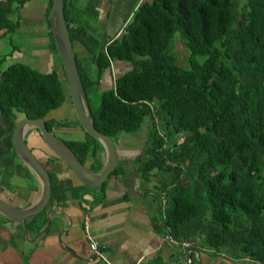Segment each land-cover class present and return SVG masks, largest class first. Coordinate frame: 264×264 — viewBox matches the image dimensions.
<instances>
[{
  "label": "trees",
  "instance_id": "16d2710c",
  "mask_svg": "<svg viewBox=\"0 0 264 264\" xmlns=\"http://www.w3.org/2000/svg\"><path fill=\"white\" fill-rule=\"evenodd\" d=\"M26 1L0 0V30L14 31L8 15ZM76 1L63 0V14L72 48L78 44L87 54L81 58L73 48L93 126L114 143L122 132L148 127L135 163L152 205V228L173 243L192 242L189 256L209 250L264 264V0L241 7L237 0L142 1L104 48ZM175 32L189 53L185 66L170 52ZM50 49L57 54L51 32ZM112 61L128 68L100 89ZM61 73L9 64L0 81V113L43 119L50 131L75 127L47 117L64 102ZM82 133L61 140L97 172L102 147ZM121 171L115 165L107 178ZM108 179L85 186L102 195ZM52 202L26 221L30 235L45 225ZM23 234L18 223L11 237Z\"/></svg>",
  "mask_w": 264,
  "mask_h": 264
},
{
  "label": "crops",
  "instance_id": "0c3cea01",
  "mask_svg": "<svg viewBox=\"0 0 264 264\" xmlns=\"http://www.w3.org/2000/svg\"><path fill=\"white\" fill-rule=\"evenodd\" d=\"M142 1L149 0H77L76 5L91 17L90 30L104 48L106 43L119 36L133 10ZM50 6L51 0H27L16 12L12 19L17 24L13 32L27 34V37H33V42L24 48L11 47L8 51L7 46L4 48L5 41L1 42L0 51H5L0 52V61L7 58L10 62L0 66V81L2 71L17 62L40 73L56 70L62 78L59 58L50 49ZM5 33L0 30V38ZM73 48L80 54L79 57L87 56L78 44ZM127 68L128 65L123 62L112 61L110 72L101 76L99 88L110 86L113 78ZM62 85L63 90L65 88L64 102L47 117L69 122L75 127L53 128L52 131L60 139L66 133H82L73 117L66 81ZM17 113L9 116L0 113V199L22 208L39 198L40 184L13 150L12 131L23 116L17 119ZM24 140L33 156L54 177L49 196L53 202L48 210L59 211L64 216L50 213L46 230L34 240L38 232L34 236L29 234L27 240L24 234L23 238L11 237L17 231L19 222L0 215V264H106L94 258L83 238V215L88 216L89 230L98 248L104 252L107 264H155L154 259H158L159 264H183L187 261V253L180 243H173L151 226L152 205L135 163V156L142 151L140 147L132 148L127 143L128 139H118L115 144L116 165L122 171L107 180L101 195V191L82 184L68 166L53 155L34 129L25 132ZM97 157L102 166L103 151ZM91 163L86 161L84 164L90 168ZM193 254L197 260L195 264H254L248 258L229 260L213 255L209 250Z\"/></svg>",
  "mask_w": 264,
  "mask_h": 264
},
{
  "label": "water",
  "instance_id": "95a60500",
  "mask_svg": "<svg viewBox=\"0 0 264 264\" xmlns=\"http://www.w3.org/2000/svg\"><path fill=\"white\" fill-rule=\"evenodd\" d=\"M50 32L57 56L59 58L68 95L71 101L72 109L77 123L82 131L94 138L102 147L104 153V162L101 168L94 172L85 164L81 163L71 149L54 132L47 130L43 119L22 118L19 120L12 131V146L15 155L29 168L40 184L39 198L26 207H16L0 199V215L5 219L17 221L20 223L25 238L29 239L26 221L34 218L43 211L49 201L50 179L49 175L40 162L33 156V153L25 144L24 135L28 129H34L41 137L47 148L79 178L78 180L87 186L100 187L116 165L115 143L109 136L98 133L91 121L89 107L85 98L80 76L75 63L74 51L69 39L67 26L63 14V0H51L49 11ZM50 213H57L64 216L63 213L56 210L46 211V222L43 228L34 236L38 238L49 224Z\"/></svg>",
  "mask_w": 264,
  "mask_h": 264
},
{
  "label": "rangeland",
  "instance_id": "374dc122",
  "mask_svg": "<svg viewBox=\"0 0 264 264\" xmlns=\"http://www.w3.org/2000/svg\"><path fill=\"white\" fill-rule=\"evenodd\" d=\"M245 2V0H237L238 6L241 7L242 4ZM20 9V8H19ZM19 9L15 12H11L8 16L11 19L15 18V14L16 12L19 11ZM21 10V9H20ZM33 37H27V34H22V33H15L13 31L10 32H6L4 34V36H2L0 38V48H1V42L5 41V46L6 50H11V47L15 49H19L21 47H25V45L32 43L33 42ZM3 47V44H2ZM5 50L1 49L0 52H3ZM25 51L23 50V53ZM170 52L173 53L177 58L176 62L178 63V65L180 66H185L186 62H187V58L189 56V53L187 51V49L183 46L182 42L180 41V36L178 32H175L170 40ZM201 59H203L201 56L197 57V61H201ZM10 61L6 58L3 59L2 61H0V66L3 67L6 64H8ZM65 90V88H64ZM18 115L15 118H19L22 114L17 113ZM17 118V119H18ZM147 125L143 124V126L141 127L140 131L138 133L135 134H129V133H124L122 132L119 136V139L121 138H126L128 139V144H130V147H140L141 149H143L144 145H145V141H146V137H147ZM83 137V133L81 134H77V133H66L64 136H61L62 139L67 140V139H81ZM118 142V141H116ZM115 142V144H116ZM194 254L192 256H190V258L192 259L193 264L197 263V260L195 261L194 259ZM183 264H187V261H183Z\"/></svg>",
  "mask_w": 264,
  "mask_h": 264
},
{
  "label": "built area",
  "instance_id": "2783aa9c",
  "mask_svg": "<svg viewBox=\"0 0 264 264\" xmlns=\"http://www.w3.org/2000/svg\"><path fill=\"white\" fill-rule=\"evenodd\" d=\"M89 219L87 215H83L82 221H81V229L83 233V238L85 239L89 250L93 254L94 258L100 262H104L107 264L106 256L103 251H101L97 244L95 243V240L92 237V234L89 230ZM168 238V237H167ZM170 240H172L170 238ZM173 242V240H172ZM180 245L184 248L185 252L187 253L188 259H187V264H192V259L189 256V253L191 252V245L192 242H182Z\"/></svg>",
  "mask_w": 264,
  "mask_h": 264
}]
</instances>
